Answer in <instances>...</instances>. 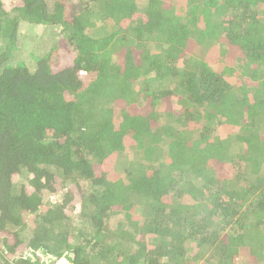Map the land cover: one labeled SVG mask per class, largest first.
I'll use <instances>...</instances> for the list:
<instances>
[{
  "label": "trees",
  "instance_id": "16d2710c",
  "mask_svg": "<svg viewBox=\"0 0 264 264\" xmlns=\"http://www.w3.org/2000/svg\"><path fill=\"white\" fill-rule=\"evenodd\" d=\"M21 23L71 63L19 56ZM243 252L264 264V0H0V264Z\"/></svg>",
  "mask_w": 264,
  "mask_h": 264
},
{
  "label": "rangeland",
  "instance_id": "374dc122",
  "mask_svg": "<svg viewBox=\"0 0 264 264\" xmlns=\"http://www.w3.org/2000/svg\"><path fill=\"white\" fill-rule=\"evenodd\" d=\"M179 11L184 18L185 10L180 7ZM54 33L57 34L58 31L49 30L46 32L43 30L42 26L38 25L33 28L27 23H21L17 32L18 48L20 51L19 56H25V58L29 57V52L34 50L43 54L49 50V48H52L53 45L50 44L53 40V42L56 44V47H58L57 53L59 55V64H70L75 55V51L71 48V45L69 46V44H67V42L61 38V36H56ZM246 257L247 252H243L242 255L238 257L239 261H237V264H246V261H248V259H245Z\"/></svg>",
  "mask_w": 264,
  "mask_h": 264
},
{
  "label": "built area",
  "instance_id": "2783aa9c",
  "mask_svg": "<svg viewBox=\"0 0 264 264\" xmlns=\"http://www.w3.org/2000/svg\"><path fill=\"white\" fill-rule=\"evenodd\" d=\"M36 253L39 254V256H40L39 252H36ZM29 254H30V251L25 253V255H29ZM54 264H70V262L68 261V259L65 256H61V257L56 259Z\"/></svg>",
  "mask_w": 264,
  "mask_h": 264
}]
</instances>
